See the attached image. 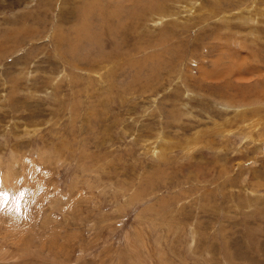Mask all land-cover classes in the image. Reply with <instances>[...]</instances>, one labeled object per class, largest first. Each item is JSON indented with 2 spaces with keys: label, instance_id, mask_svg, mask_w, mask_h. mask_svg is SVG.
Returning <instances> with one entry per match:
<instances>
[{
  "label": "rangeland",
  "instance_id": "1",
  "mask_svg": "<svg viewBox=\"0 0 264 264\" xmlns=\"http://www.w3.org/2000/svg\"><path fill=\"white\" fill-rule=\"evenodd\" d=\"M0 264H264V0H0Z\"/></svg>",
  "mask_w": 264,
  "mask_h": 264
}]
</instances>
